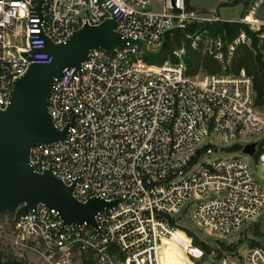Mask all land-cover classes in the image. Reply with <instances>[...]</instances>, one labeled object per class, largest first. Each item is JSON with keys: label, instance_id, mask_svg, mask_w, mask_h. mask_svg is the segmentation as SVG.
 I'll list each match as a JSON object with an SVG mask.
<instances>
[{"label": "built area", "instance_id": "1", "mask_svg": "<svg viewBox=\"0 0 264 264\" xmlns=\"http://www.w3.org/2000/svg\"><path fill=\"white\" fill-rule=\"evenodd\" d=\"M160 2L156 11L154 0H45L39 14L37 0H0V107L31 64L52 63L45 37L65 43L84 25L114 18L123 36L158 46L168 27L230 22L191 9L187 0ZM245 39L241 34L226 53L221 39H209L223 69L215 74L191 75L182 59L149 63L129 44L113 53L93 49L80 69L65 70L48 107L56 128L68 127L67 139L36 145L30 163L75 184L80 202L118 203L96 215L97 228L65 226L45 205L16 221L13 214L15 257L74 264L66 256L78 254L95 264H163L164 242L182 231L189 214L217 236L214 245L205 241L210 252L190 242L185 255L192 264H264V245L249 246L244 256L214 247L238 240L264 212L257 178L258 169L264 178V109L253 78L229 70ZM251 144L253 155L244 152ZM245 157L255 159L254 167Z\"/></svg>", "mask_w": 264, "mask_h": 264}, {"label": "water", "instance_id": "2", "mask_svg": "<svg viewBox=\"0 0 264 264\" xmlns=\"http://www.w3.org/2000/svg\"><path fill=\"white\" fill-rule=\"evenodd\" d=\"M44 3L45 0H37L34 10L42 14ZM117 24L114 18L99 25L86 24L65 43L45 37L44 51L53 57L52 63L31 64L14 82L9 104L0 107V217L12 213L16 221L20 215L45 205L60 213L65 226L87 223L97 228L96 215L117 205L118 201L97 198L80 202L74 195L75 184L67 185L51 169L39 173L30 163L31 149L36 145L67 139L68 127L56 128L48 107L54 83L65 70L80 69L93 49L113 53L129 44L146 55L159 56L165 48L166 35L180 29L168 27L160 44L154 46L146 40L123 36L116 30ZM244 152L253 155L255 144L248 145Z\"/></svg>", "mask_w": 264, "mask_h": 264}, {"label": "trees", "instance_id": "3", "mask_svg": "<svg viewBox=\"0 0 264 264\" xmlns=\"http://www.w3.org/2000/svg\"><path fill=\"white\" fill-rule=\"evenodd\" d=\"M248 0H234L232 7L238 5L247 6ZM189 5V0H187ZM223 6H228L226 5ZM190 7V6H189ZM191 8V7H190ZM246 8V7H245ZM245 14L242 13V16ZM245 34L250 41V45H239L234 53L232 64L229 68L232 72L245 70L246 73L254 80V85L257 94V104L264 109V27L259 31H252L250 26L238 22H216V23H196L188 26L185 29H178L166 35L165 48L161 55L150 56L144 55V59L152 64H162L166 61H179L173 54L176 50L186 49L184 61L187 64L189 74L195 75L200 71L207 74H215L222 71V65L209 54H203L202 43H199L197 49L192 48V39L196 36L209 38L213 40L221 39L223 42V50L226 53L228 46L238 38L240 34ZM13 217V215H12ZM179 236L190 245L202 247L206 252H210L212 247L200 242L195 236L189 233L185 235L182 231H178ZM166 246V247H165ZM230 250V246L226 247ZM162 252L165 255L163 264H180L189 263L185 254V248L178 246L175 243H168L162 247ZM0 264H25L16 257H6L0 245ZM82 264H95L92 259L82 258Z\"/></svg>", "mask_w": 264, "mask_h": 264}, {"label": "rangeland", "instance_id": "4", "mask_svg": "<svg viewBox=\"0 0 264 264\" xmlns=\"http://www.w3.org/2000/svg\"><path fill=\"white\" fill-rule=\"evenodd\" d=\"M161 0H154V9L156 11L160 10L161 6ZM198 3L199 6L207 7L208 10H198L202 13H206L209 15H218L222 19L232 18L233 15L238 14V9L236 6H231L232 1L234 0H194ZM228 1L226 5L228 6H221L220 9H217V5L219 2ZM225 5V4H223ZM242 6V13L245 15L242 16L239 21L246 24V22H243L246 17L251 18L250 22L256 23L254 26H250V29L254 32L258 31L257 29H261L264 27L262 24L264 23V0H248L247 6L241 4ZM246 7V8H245ZM248 25V24H247ZM243 34V33H242ZM241 35V34H240ZM239 35V36H240ZM238 36V37H239ZM246 37V36H245ZM192 39V48L197 49L199 47V43H202V52L203 54H209L212 56V53L210 52V44H209V38H202V36H196L195 38L190 37ZM211 41V40H210ZM246 43H240L241 44H247L250 45V41L248 38L245 39ZM237 45L236 48L239 46ZM236 50V49H235ZM175 52L180 53V57L175 55ZM174 52V56L178 58V60L182 59L184 60V56L186 53V49L183 47L182 49L176 50ZM235 53V51H234ZM213 57V56H212ZM214 58V57H213ZM220 63V62H219ZM221 64V63H220ZM222 65V64H221ZM223 71V69H222ZM221 71V72H222ZM198 73H201L202 75H206V72L200 71ZM197 73V74H198ZM246 160L250 165L254 167V158H248L245 157ZM257 178L260 182L263 190H264V178H262V170L258 169L257 171ZM12 213H5L0 217V245L2 247L3 252L5 253L6 257H15L16 251L11 247V230H12ZM182 226H183V233L187 236H189V233H191L193 236H195L200 242L205 243V241L211 245L215 244V241L217 240V236L213 235L211 233H208L206 231H203L199 229L196 224L191 219L190 215L188 214L186 217L182 219ZM178 246H182L185 248L184 245L177 244ZM207 245V244H206ZM218 245V246H217ZM227 245L230 246V250H227ZM252 245H264V212L262 215L257 219L256 222H254L250 227L245 229L241 234L238 236V240L234 239L232 242L229 241H219L214 247L219 250L220 254H223V252L226 253H238L239 251L243 256L248 252L249 246ZM166 247V246H165ZM212 247V246H210ZM220 248V249H219ZM163 260L165 259V255L163 254ZM185 255V254H184ZM186 256V255H185ZM19 257V256H17ZM16 257V258H17ZM66 258H72V261L74 264H82V258L78 254L76 255H67ZM23 261L25 264H43L37 257L33 256L30 253H25L23 258H17ZM245 260V257H244ZM182 264V263H181Z\"/></svg>", "mask_w": 264, "mask_h": 264}, {"label": "crops", "instance_id": "5", "mask_svg": "<svg viewBox=\"0 0 264 264\" xmlns=\"http://www.w3.org/2000/svg\"><path fill=\"white\" fill-rule=\"evenodd\" d=\"M229 1V0H228ZM228 1H223V2H219L218 5H217V9H220L221 6H223V4L227 3ZM189 6L191 7V9H194V10H206V11H210L208 10L207 7H204V6H199L198 3L194 0H189ZM238 9V14L236 15H233L232 18H228V20L230 22H238L241 18V15H242V6L241 5H238L235 7V9Z\"/></svg>", "mask_w": 264, "mask_h": 264}, {"label": "bare ground", "instance_id": "6", "mask_svg": "<svg viewBox=\"0 0 264 264\" xmlns=\"http://www.w3.org/2000/svg\"><path fill=\"white\" fill-rule=\"evenodd\" d=\"M251 18L248 19V21H250ZM168 243H175V244H181V245H184L185 246V251L186 249L190 246L187 242H185L180 236H179V233H175L174 237L169 240V241H165L164 242V245L165 244H168ZM181 264V263H180ZM182 264H192L191 262L189 263H182Z\"/></svg>", "mask_w": 264, "mask_h": 264}]
</instances>
